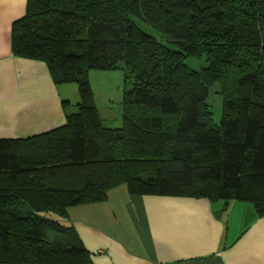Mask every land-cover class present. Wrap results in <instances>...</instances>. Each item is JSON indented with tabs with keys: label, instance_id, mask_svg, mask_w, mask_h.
<instances>
[{
	"label": "trees",
	"instance_id": "1",
	"mask_svg": "<svg viewBox=\"0 0 264 264\" xmlns=\"http://www.w3.org/2000/svg\"><path fill=\"white\" fill-rule=\"evenodd\" d=\"M12 51L45 62L56 85L79 81L83 101L63 125L0 138V264H94L64 220L122 185L264 216V0H28ZM121 67L123 125L106 127L87 72Z\"/></svg>",
	"mask_w": 264,
	"mask_h": 264
},
{
	"label": "crops",
	"instance_id": "2",
	"mask_svg": "<svg viewBox=\"0 0 264 264\" xmlns=\"http://www.w3.org/2000/svg\"><path fill=\"white\" fill-rule=\"evenodd\" d=\"M28 0H0V138L30 137L65 124L60 87L43 61L12 51L13 23ZM75 109H71L73 111ZM131 194L74 206L73 226L94 264H264V216L247 201Z\"/></svg>",
	"mask_w": 264,
	"mask_h": 264
},
{
	"label": "rangeland",
	"instance_id": "3",
	"mask_svg": "<svg viewBox=\"0 0 264 264\" xmlns=\"http://www.w3.org/2000/svg\"><path fill=\"white\" fill-rule=\"evenodd\" d=\"M153 34L156 33L150 30ZM166 42L167 40L164 39ZM187 64L194 69H201L206 65L207 61L205 57L202 59H196L189 57L186 60ZM90 85L93 90L92 103L96 105L99 110L100 116L103 119V124L106 127L117 128L123 125V98L125 90L131 88L130 82L126 79L125 69H90L87 72ZM60 87L62 101L67 100L66 103H62L63 109L66 110V106L69 109H75L79 102L83 101L80 92L79 81L62 82L58 84ZM210 97L208 98L209 105L214 111V120L219 123L222 116V96L217 93L216 88L210 90ZM62 183L69 186L67 183ZM38 215H45L52 217V215L37 212ZM52 218L58 219L53 215ZM55 237L64 239L68 234H54Z\"/></svg>",
	"mask_w": 264,
	"mask_h": 264
}]
</instances>
